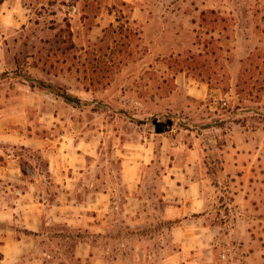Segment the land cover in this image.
<instances>
[{"label": "rangeland", "instance_id": "rangeland-1", "mask_svg": "<svg viewBox=\"0 0 264 264\" xmlns=\"http://www.w3.org/2000/svg\"><path fill=\"white\" fill-rule=\"evenodd\" d=\"M137 5L179 6L181 42ZM189 51L217 91L171 98ZM263 166L264 0H0V264H264Z\"/></svg>", "mask_w": 264, "mask_h": 264}, {"label": "crops", "instance_id": "crops-1", "mask_svg": "<svg viewBox=\"0 0 264 264\" xmlns=\"http://www.w3.org/2000/svg\"><path fill=\"white\" fill-rule=\"evenodd\" d=\"M128 3L137 4L139 0H124ZM5 6H10V3L7 2ZM132 21L136 22L138 25L141 26L144 38L146 42H154L155 44H162V46L165 45L162 50H160V54L165 55V51H168V46L173 45L175 43H180L177 39L178 31L180 28H182L184 24V19L180 17V14L182 13V10L179 6H133L132 7ZM184 9V8H182ZM176 83L179 86H176V90L174 91L171 98L176 95L177 91H181L184 89L187 94H190L191 92H194L195 95H200L201 97H205L209 94V90L214 91L217 89H210L209 84L205 83L203 81H198L195 78H192L187 75L186 72H179L176 75ZM199 93V94H198ZM158 98V97H157ZM171 99L170 97H168ZM159 98L155 100L154 102H158ZM193 151V150H192ZM199 157V156H197ZM197 157L192 158L189 156V160H191L190 163H183L184 168H190L196 171H199L200 168H202L201 164L197 161ZM142 162L136 161L134 164L129 165V167L126 168V173L130 175V182L128 181V184L130 185V188L132 190L139 187V182L137 181V177L139 174H141ZM243 164V163H241ZM259 163L257 164V167H259ZM240 167V166H239ZM242 168L248 169L247 166L241 165ZM262 168H257V171ZM194 178V179H193ZM191 180V179H190ZM261 182V181H260ZM187 187V191L190 192L189 198H185L184 204H186V208L190 207L191 212L189 213L188 210L183 211L182 214L184 217H187V215L195 213H204L203 218H206V216H210V213H212V209L210 207H206L208 203H211L210 197H207L205 195L204 187L206 186L205 179L197 173L194 177H192L191 183L189 185H185ZM191 190V191H190ZM187 193V192H186ZM192 193V194H191ZM131 199V208H133L135 195H131L129 197ZM139 200V199H137ZM57 201V199H56ZM184 209V205L183 208ZM188 209V208H187ZM216 227L214 225H208L207 227H203L201 230H198L196 233L198 234V238H206V237H213L215 241V235H216ZM211 241V239H209ZM207 242L205 241L201 244L199 243V250L202 251L203 247L207 246Z\"/></svg>", "mask_w": 264, "mask_h": 264}, {"label": "trees", "instance_id": "trees-1", "mask_svg": "<svg viewBox=\"0 0 264 264\" xmlns=\"http://www.w3.org/2000/svg\"><path fill=\"white\" fill-rule=\"evenodd\" d=\"M209 13V11H203L202 12V19H205L207 14ZM216 11L215 10H210V14H215ZM109 29H113V26L108 27ZM104 41V39L102 40ZM74 47V46H73ZM202 54H195L192 51H189L188 53H180L177 56L173 55L172 57H174L177 61H180V66L178 68L179 72H186L187 75H194L195 78L200 79L201 81H204L206 83H208L209 85H212V78L209 76L208 79L207 77L202 73V72H196V70H199L200 68V63L197 61L200 57H202ZM44 85V84H42ZM48 88L55 90L54 86L51 85H47ZM213 87V86H212ZM218 88H221L223 91H225V87L223 89V87L218 84L217 86ZM60 91V89H59ZM64 98H66L67 100H72V98L70 96H68V94L62 93L61 94ZM23 173L26 174L25 170H23Z\"/></svg>", "mask_w": 264, "mask_h": 264}]
</instances>
